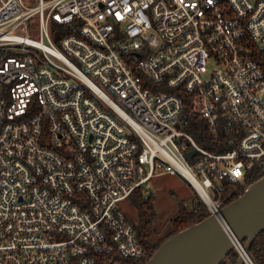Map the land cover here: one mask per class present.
Segmentation results:
<instances>
[{
	"label": "built area",
	"instance_id": "built-area-1",
	"mask_svg": "<svg viewBox=\"0 0 264 264\" xmlns=\"http://www.w3.org/2000/svg\"><path fill=\"white\" fill-rule=\"evenodd\" d=\"M251 41L264 0H0V264L148 260L122 203L164 175L254 264L220 216L224 183L264 169ZM185 101L225 152L187 131Z\"/></svg>",
	"mask_w": 264,
	"mask_h": 264
},
{
	"label": "water",
	"instance_id": "water-1",
	"mask_svg": "<svg viewBox=\"0 0 264 264\" xmlns=\"http://www.w3.org/2000/svg\"><path fill=\"white\" fill-rule=\"evenodd\" d=\"M220 216L247 252L264 233V177L223 207ZM233 251L218 218L210 215L169 237L145 264H222ZM238 264H243L240 258Z\"/></svg>",
	"mask_w": 264,
	"mask_h": 264
},
{
	"label": "trees",
	"instance_id": "trees-1",
	"mask_svg": "<svg viewBox=\"0 0 264 264\" xmlns=\"http://www.w3.org/2000/svg\"><path fill=\"white\" fill-rule=\"evenodd\" d=\"M51 29L54 32L61 34H69V29L65 26H59L56 22L51 23ZM249 57L257 65H259L264 72V47L251 41L248 43ZM184 116L189 120V126L187 131L196 139L198 144L205 149H208L214 153H223L226 150L219 148L214 142L216 137L212 136L208 130L206 124L200 121L197 115H188L191 105L188 101H185ZM264 177V169H257L247 178L248 185L255 183ZM223 199L225 206L238 199L243 193L244 189L239 186L238 182L232 181L230 183H224L223 185ZM137 213V221L132 222L136 231L137 237L140 242L147 247L149 251V258L155 253V251L166 241L169 237L173 236L177 232L198 223L207 217L209 212L206 206L200 202H194L191 207H185L183 204L179 205V210L176 215L170 220L173 232L172 234L160 238L157 241H152L154 237V226L157 220V213L154 207L153 194L149 190L144 188L136 190L128 200ZM248 255L252 259L254 264H264V233L259 235L249 247L247 251ZM109 257V256H108ZM113 258L110 261H117L121 264H145L144 261H131L128 262L119 257L118 254H113ZM239 257L235 251H233L229 257L222 264H238Z\"/></svg>",
	"mask_w": 264,
	"mask_h": 264
},
{
	"label": "rangeland",
	"instance_id": "rangeland-1",
	"mask_svg": "<svg viewBox=\"0 0 264 264\" xmlns=\"http://www.w3.org/2000/svg\"><path fill=\"white\" fill-rule=\"evenodd\" d=\"M148 188L154 198V207L157 220L154 226V237L152 241L166 237L173 232L171 219L179 210V205L191 207L194 202L201 199L193 187L183 177L164 175L154 178L148 183ZM202 202V201H201ZM127 218L137 221V213L129 201L122 203Z\"/></svg>",
	"mask_w": 264,
	"mask_h": 264
},
{
	"label": "flooded vegetation",
	"instance_id": "flooded-vegetation-1",
	"mask_svg": "<svg viewBox=\"0 0 264 264\" xmlns=\"http://www.w3.org/2000/svg\"><path fill=\"white\" fill-rule=\"evenodd\" d=\"M246 185L248 186V182H246Z\"/></svg>",
	"mask_w": 264,
	"mask_h": 264
}]
</instances>
